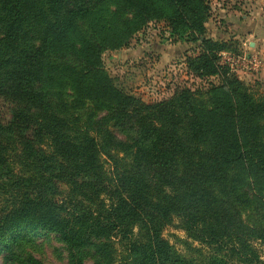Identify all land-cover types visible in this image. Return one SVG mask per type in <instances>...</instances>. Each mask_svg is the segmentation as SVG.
I'll use <instances>...</instances> for the list:
<instances>
[{
    "label": "trees",
    "instance_id": "1",
    "mask_svg": "<svg viewBox=\"0 0 264 264\" xmlns=\"http://www.w3.org/2000/svg\"><path fill=\"white\" fill-rule=\"evenodd\" d=\"M209 16L205 0H0L5 263L48 264L57 242L64 264H263L264 225L241 207L264 196V88L218 63L229 46L206 35ZM153 20L219 86L151 104L117 89L101 55ZM174 224L194 256L163 238Z\"/></svg>",
    "mask_w": 264,
    "mask_h": 264
},
{
    "label": "rangeland",
    "instance_id": "2",
    "mask_svg": "<svg viewBox=\"0 0 264 264\" xmlns=\"http://www.w3.org/2000/svg\"><path fill=\"white\" fill-rule=\"evenodd\" d=\"M205 1L210 10L206 35L213 40L227 42L229 49L221 52H228L233 58H245L246 61L255 58L256 69L249 67L246 62L244 64L234 59L233 69L229 70L250 91L261 92L264 88V0ZM168 34L163 20H153L135 33L126 45L103 52V70L117 89L151 104L172 97L179 87L205 91L209 87L208 81L219 86V79L216 77L199 79L189 72L191 69L188 59L196 56L198 49L185 41L170 39ZM218 63L220 64V57ZM201 97L206 95L201 94ZM5 112L6 104L0 99V120L4 118ZM241 208L248 224L264 225V196H248ZM175 224L163 228V238L178 254L194 256L195 253L189 252L181 242L190 239ZM47 236L53 239V235ZM57 244L53 242V247H43L46 263L64 264L62 261H54L53 255L51 256L52 248L58 247ZM192 245L197 244L193 242ZM253 246L259 261L264 264V244L260 240H254ZM5 254V251L0 250V264H8L5 263Z\"/></svg>",
    "mask_w": 264,
    "mask_h": 264
},
{
    "label": "built area",
    "instance_id": "3",
    "mask_svg": "<svg viewBox=\"0 0 264 264\" xmlns=\"http://www.w3.org/2000/svg\"><path fill=\"white\" fill-rule=\"evenodd\" d=\"M220 65L221 66H227L230 70L233 69V65H232V61L234 59H236V61H241L242 63L246 64L253 68V69H256L257 67V63L255 61V58H251L250 60L246 61L245 58H241V59H238L237 57L236 58H233L232 57V54L228 53V52H220Z\"/></svg>",
    "mask_w": 264,
    "mask_h": 264
}]
</instances>
